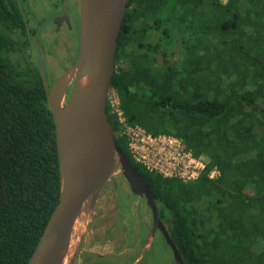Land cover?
Here are the masks:
<instances>
[{"label":"trees","instance_id":"1","mask_svg":"<svg viewBox=\"0 0 264 264\" xmlns=\"http://www.w3.org/2000/svg\"><path fill=\"white\" fill-rule=\"evenodd\" d=\"M53 3L52 14L63 0ZM28 4L0 0V264H28L60 197L55 122L40 59L26 53L40 25ZM112 88L130 124L182 138L220 171L191 182L148 171L109 113L184 264H264V0H131ZM152 252L139 264H156Z\"/></svg>","mask_w":264,"mask_h":264},{"label":"water","instance_id":"2","mask_svg":"<svg viewBox=\"0 0 264 264\" xmlns=\"http://www.w3.org/2000/svg\"><path fill=\"white\" fill-rule=\"evenodd\" d=\"M130 1L78 0L80 30L76 61L50 86L43 58L40 62L55 122L60 197L28 264H66L78 221L93 208L117 165L134 194L144 195L148 200L153 226L147 246H151L158 228L175 262L184 264L160 218L155 195L118 147L109 118L108 97L116 69L118 40ZM65 20L70 22L68 15ZM145 254L143 250L138 261Z\"/></svg>","mask_w":264,"mask_h":264},{"label":"rangeland","instance_id":"3","mask_svg":"<svg viewBox=\"0 0 264 264\" xmlns=\"http://www.w3.org/2000/svg\"><path fill=\"white\" fill-rule=\"evenodd\" d=\"M70 3L77 6V0H70ZM53 8L54 3L52 4V0H34V2L33 0H29L26 9L27 15L29 12L30 27L35 28L40 24L38 32L33 39L35 43L27 47L26 53L32 57V61L34 62H37L39 59L41 62L43 58L49 86L65 69L76 61L79 50L80 21L78 12L77 15L73 14L72 16L73 28L72 30H68V34L63 27L58 32V28H54L55 20L52 22L49 20V17L52 16ZM114 173H121L120 165L116 166ZM114 173L112 177H114ZM123 187L126 189L125 183H123ZM125 192L128 196H133L129 190L127 191L126 189ZM249 192L252 193L253 189L250 188ZM102 196L107 195L105 192H101L97 196L90 212H84L78 221L66 264H81V260L84 258H87V264H89L93 258L88 253L111 256L112 261L115 263L126 258V261L121 264H127L132 256L136 258L143 250L150 252L152 247L147 246L149 235L146 233L147 230H143V226L147 227L151 223L153 217L152 211L147 206L141 207V202L134 203L138 198H133L131 200V210H129L128 214L130 221L125 223L121 230L120 228L113 230L119 212L111 210V208L113 209L112 204L106 207L109 204L107 201H104L106 198ZM130 224L133 225L131 229L134 228V231L128 232L126 228ZM138 236L139 240H137ZM129 239L135 240L137 245L133 247L127 245ZM158 239L157 248H154L152 252V254L157 256L156 259L158 260H156V264H171V252L169 248L160 238ZM134 251L136 252L132 253Z\"/></svg>","mask_w":264,"mask_h":264},{"label":"built area","instance_id":"4","mask_svg":"<svg viewBox=\"0 0 264 264\" xmlns=\"http://www.w3.org/2000/svg\"><path fill=\"white\" fill-rule=\"evenodd\" d=\"M228 0H220L225 4ZM108 113L115 114L121 126V134L127 137L133 160L148 171L157 172L166 178L183 182L197 180L207 173L211 179L220 176L217 167L208 170V159L195 155L186 147L184 140L172 134L154 135L139 125L130 124L121 108L117 92L111 88L108 97Z\"/></svg>","mask_w":264,"mask_h":264},{"label":"flooded vegetation","instance_id":"5","mask_svg":"<svg viewBox=\"0 0 264 264\" xmlns=\"http://www.w3.org/2000/svg\"><path fill=\"white\" fill-rule=\"evenodd\" d=\"M77 12H78V15H79V21H80V13H79V3H78V0H77V6L75 5H72L70 3V0H63V4H62V10H60L58 13H56L55 15H52L50 18H51V22L55 20V25H54V28H58V32L61 30V28H65L66 32L68 33L69 31L68 30H72V24H73V21H72V16L73 14L74 15H77ZM68 15L69 18H70V22L67 23V21L65 20V16ZM45 22V21H44ZM71 28V29H69ZM69 34V33H68ZM121 168V166H120ZM117 175V176H116ZM123 183H125V186H126V189L127 191L129 190V192H131L133 194V196H128L126 194V189L123 187ZM102 192H105L107 196H102L103 198L105 197L106 199H104V201L109 204L108 206L106 207H109L110 204L113 205V209L111 208L112 211H118V219H117V222L115 224V228L114 229H118L120 228V230L124 227L125 223L129 222L130 220L128 219V214H129V210H131L130 206H131V200L133 198H138L135 202H141V207L142 206H148V200L146 199V196H141L139 194H134V192L132 191V188H131V185L129 184L128 180L125 178L124 174H123V171L121 170V173L119 174H115L114 173V177L111 176L110 180L106 183V185L104 186ZM101 197V196H100ZM156 197V196H155ZM157 198V197H156ZM156 202V200H155ZM145 203V204H143ZM150 209V208H149ZM128 210V211H127ZM151 210V209H150ZM163 221V220H162ZM164 223V222H163ZM166 228H167V225L166 223H164ZM132 224L129 225V227L126 228V230H128V232H131V231H134V228H132ZM152 226H153V217H152V221L151 223L146 227V226H143V230L146 231V233L148 235H150L151 233V229H152ZM130 230V231H129ZM145 233V235H146ZM162 234L161 232L159 231V229L157 228L154 232V237H153V241H152V244H151V250L150 252H146L145 254V257L142 259L144 260L145 258H147L149 256V254L154 251V248L156 249L157 247V243L159 241V239L157 240V238H162ZM137 240H139V236L137 237ZM127 245L129 246H134V245H137L136 244V241L135 240H128L127 242ZM137 251V250H136ZM136 251L132 252V253H135ZM172 254V253H171ZM88 255L90 257L93 258V260L89 263V264H93L94 260L96 257H101V259L97 260L96 261L99 263V264H121L123 263L124 261H126V258L125 260H122V261H117L116 263L114 261H112L111 259V256H106V255H101V254H89ZM134 255V254H133ZM141 255V253H140ZM140 255H138L132 262V264L134 263H137L139 264L140 261H138V258L140 257ZM153 254H151L152 256ZM82 259V258H81ZM81 264H87V258H84L81 260ZM128 264V263H127Z\"/></svg>","mask_w":264,"mask_h":264},{"label":"crops","instance_id":"6","mask_svg":"<svg viewBox=\"0 0 264 264\" xmlns=\"http://www.w3.org/2000/svg\"><path fill=\"white\" fill-rule=\"evenodd\" d=\"M61 10H62V8H60ZM60 10H57L56 12H54V14H52V15H55L56 13H58Z\"/></svg>","mask_w":264,"mask_h":264}]
</instances>
